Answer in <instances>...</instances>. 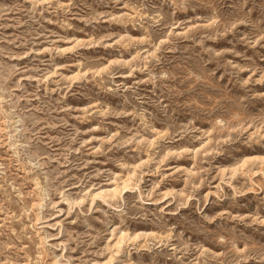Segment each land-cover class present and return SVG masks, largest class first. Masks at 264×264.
Masks as SVG:
<instances>
[{
    "label": "rangeland",
    "instance_id": "374dc122",
    "mask_svg": "<svg viewBox=\"0 0 264 264\" xmlns=\"http://www.w3.org/2000/svg\"><path fill=\"white\" fill-rule=\"evenodd\" d=\"M0 264H264V0H0Z\"/></svg>",
    "mask_w": 264,
    "mask_h": 264
},
{
    "label": "bare ground",
    "instance_id": "6f19581e",
    "mask_svg": "<svg viewBox=\"0 0 264 264\" xmlns=\"http://www.w3.org/2000/svg\"><path fill=\"white\" fill-rule=\"evenodd\" d=\"M127 187V185L125 186V188ZM96 196H100V194L96 195ZM96 196H94V198H96ZM120 252V251H119ZM116 258V257H115ZM120 258V257H119Z\"/></svg>",
    "mask_w": 264,
    "mask_h": 264
}]
</instances>
